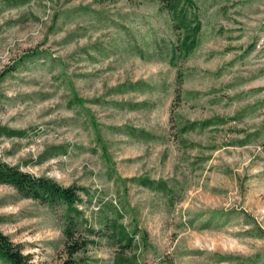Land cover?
<instances>
[{
	"label": "rangeland",
	"instance_id": "rangeland-1",
	"mask_svg": "<svg viewBox=\"0 0 264 264\" xmlns=\"http://www.w3.org/2000/svg\"><path fill=\"white\" fill-rule=\"evenodd\" d=\"M195 1L199 46L174 63L158 0H0V158L88 189L94 230L119 209L137 234L91 236L76 264H264V0ZM62 214L0 184L32 264H67Z\"/></svg>",
	"mask_w": 264,
	"mask_h": 264
},
{
	"label": "trees",
	"instance_id": "trees-1",
	"mask_svg": "<svg viewBox=\"0 0 264 264\" xmlns=\"http://www.w3.org/2000/svg\"><path fill=\"white\" fill-rule=\"evenodd\" d=\"M13 5H18L23 0H13ZM70 2L73 0H65ZM161 10L167 12L172 22V30L175 32L176 40L172 45L171 59L176 63L180 59H188L198 48L200 34L203 28L198 14L199 7L195 0H158ZM10 71V70H9ZM7 72L0 71V83ZM179 78V84L182 83ZM180 95V92H178ZM190 126L191 128L194 127ZM16 132L0 126V137L14 136ZM0 184L8 185L16 190L23 199H31L51 207H60L63 210L64 237L66 252L69 256L67 264H76L74 259L79 253L86 252L90 246L97 245L98 238H107L116 241L124 250L135 247L136 232H130L128 226L122 222L125 215L122 210L115 209L117 218L112 222L108 219L104 228L94 230L89 225L88 218L81 208L84 200L82 195H90L89 190L72 185L64 187L52 178L46 176H35L23 171L18 166L10 165L0 158ZM141 184L147 188L163 192L169 195L171 191L165 182H155L149 179L141 180ZM2 219L0 218V224ZM101 223V224H102ZM100 236V237H99ZM0 263L2 264H32V256L24 254L22 248L15 244L7 235L0 230ZM113 264H138V257L126 256L123 252L117 254Z\"/></svg>",
	"mask_w": 264,
	"mask_h": 264
}]
</instances>
